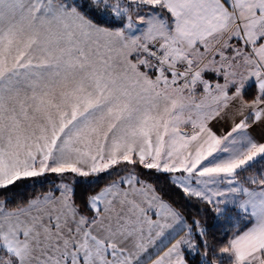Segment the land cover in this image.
Returning <instances> with one entry per match:
<instances>
[{
  "label": "snow or ice",
  "instance_id": "snow-or-ice-1",
  "mask_svg": "<svg viewBox=\"0 0 264 264\" xmlns=\"http://www.w3.org/2000/svg\"><path fill=\"white\" fill-rule=\"evenodd\" d=\"M0 264H264V0H0Z\"/></svg>",
  "mask_w": 264,
  "mask_h": 264
}]
</instances>
